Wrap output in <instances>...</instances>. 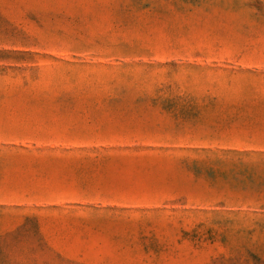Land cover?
Returning <instances> with one entry per match:
<instances>
[{
  "label": "rangeland",
  "instance_id": "rangeland-1",
  "mask_svg": "<svg viewBox=\"0 0 264 264\" xmlns=\"http://www.w3.org/2000/svg\"><path fill=\"white\" fill-rule=\"evenodd\" d=\"M0 264H264V0H0Z\"/></svg>",
  "mask_w": 264,
  "mask_h": 264
}]
</instances>
